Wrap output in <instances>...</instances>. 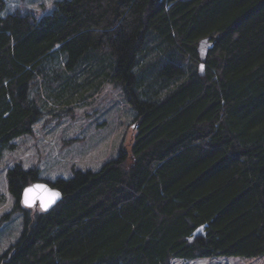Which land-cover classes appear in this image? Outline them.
Masks as SVG:
<instances>
[{
	"label": "trees",
	"instance_id": "trees-1",
	"mask_svg": "<svg viewBox=\"0 0 264 264\" xmlns=\"http://www.w3.org/2000/svg\"><path fill=\"white\" fill-rule=\"evenodd\" d=\"M106 81L135 111L130 142L54 180L9 166L0 226L21 212L22 231L0 264L264 257V0H56L0 17V158L44 113L35 85L59 111ZM40 180L63 195L46 210L21 200Z\"/></svg>",
	"mask_w": 264,
	"mask_h": 264
},
{
	"label": "rangeland",
	"instance_id": "rangeland-1",
	"mask_svg": "<svg viewBox=\"0 0 264 264\" xmlns=\"http://www.w3.org/2000/svg\"><path fill=\"white\" fill-rule=\"evenodd\" d=\"M55 1L4 0V11H29L38 17L52 10ZM37 92L43 99L40 102L44 112L42 117L34 123L32 134L14 139V148L4 149L0 158V193L4 195L0 202V216L12 207L6 170L15 162H20L26 168L37 167L39 176L48 180H54L57 176L68 177L72 174V168L98 169L104 162L116 157L120 147L127 146L134 133L135 111L121 88L109 81L97 89L88 88L78 94L69 110L57 111L63 107V102L55 100L56 95L47 97L42 83L35 85L31 94ZM21 231L22 213L14 212L0 226V255L20 237ZM170 264H264V257L174 258Z\"/></svg>",
	"mask_w": 264,
	"mask_h": 264
},
{
	"label": "water",
	"instance_id": "water-1",
	"mask_svg": "<svg viewBox=\"0 0 264 264\" xmlns=\"http://www.w3.org/2000/svg\"><path fill=\"white\" fill-rule=\"evenodd\" d=\"M59 193V196L55 198L54 202L50 203L47 209L51 208L62 200V193L55 187L51 186L48 182L40 180L28 185L22 192L21 200L25 206H39L41 209L45 203H48L51 197V193ZM203 226L198 227L194 233L202 230Z\"/></svg>",
	"mask_w": 264,
	"mask_h": 264
},
{
	"label": "snow or ice",
	"instance_id": "snow-or-ice-1",
	"mask_svg": "<svg viewBox=\"0 0 264 264\" xmlns=\"http://www.w3.org/2000/svg\"><path fill=\"white\" fill-rule=\"evenodd\" d=\"M201 69L203 70V66H201ZM58 196H59V193H55V192L51 193V197H52V199H50V200L48 201V203H45V204L43 205V208L46 210L47 207L49 206V204L52 203V202H54L55 198H57Z\"/></svg>",
	"mask_w": 264,
	"mask_h": 264
},
{
	"label": "clouds",
	"instance_id": "clouds-1",
	"mask_svg": "<svg viewBox=\"0 0 264 264\" xmlns=\"http://www.w3.org/2000/svg\"><path fill=\"white\" fill-rule=\"evenodd\" d=\"M11 3L9 4V8H11ZM7 13L5 11H0V17H6Z\"/></svg>",
	"mask_w": 264,
	"mask_h": 264
}]
</instances>
